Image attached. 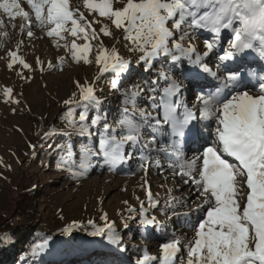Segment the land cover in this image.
I'll list each match as a JSON object with an SVG mask.
<instances>
[{
    "label": "snow or ice",
    "instance_id": "1",
    "mask_svg": "<svg viewBox=\"0 0 264 264\" xmlns=\"http://www.w3.org/2000/svg\"><path fill=\"white\" fill-rule=\"evenodd\" d=\"M17 18L21 36L32 38L34 29H40L54 47L64 49L56 63H47L49 72L62 70L69 58L97 66L93 79L74 81L75 90L62 101L66 111L61 118L71 129L62 134L85 136L88 142L78 153L68 144L57 145L61 154L56 168L80 180L91 170L94 157H101L109 171L137 161L136 171L144 174L140 187L145 199L136 197L138 206L124 200L117 216L125 228L135 220L141 226L154 225L161 242L158 255L143 249L135 264H264V66L259 74L251 67L264 64V0H0V37L9 36L7 28H17ZM201 31L208 35L201 38ZM104 37L123 38L127 51L139 54L135 62L145 72L159 64L145 97L150 110L139 107L143 94L139 85L121 90L132 61L121 55L116 44L106 46ZM197 41L202 42V52ZM23 43L18 40L15 49H8L0 59L27 82L32 76L25 70L34 74L46 69L41 58L33 65L19 54ZM201 77L215 79L216 87L200 88L189 104L182 98L183 81ZM101 78L109 79L111 88L121 93L114 124L100 112L102 101L95 86ZM22 96L11 86H0L5 104H19ZM102 122L94 146L92 138ZM145 131L152 134L147 152V144L140 145ZM55 134L57 130L51 128L42 138ZM195 145L199 146L192 155H186V148ZM153 167L161 175L171 171L190 186L195 193L190 211L178 210L188 208L189 200L173 196L171 188L164 207H159V194L152 193L147 178ZM153 210L169 222L183 218L191 236L169 232V224L151 215ZM82 226L120 253L126 251L119 246L121 234L106 212L85 225L77 220L66 223L61 235ZM0 239L11 242L7 233ZM50 239L34 244L32 254L48 248ZM133 251L141 250L133 245Z\"/></svg>",
    "mask_w": 264,
    "mask_h": 264
},
{
    "label": "rangeland",
    "instance_id": "2",
    "mask_svg": "<svg viewBox=\"0 0 264 264\" xmlns=\"http://www.w3.org/2000/svg\"><path fill=\"white\" fill-rule=\"evenodd\" d=\"M22 6L28 10L26 3ZM5 20L7 21L6 17ZM15 23L17 24L16 29L10 27L6 29L9 36L0 37V42L4 45L0 47V57H5L8 49H15L16 42L21 39L24 43L19 54L33 65L36 58L39 57L44 62L46 69L49 61L56 63L58 57L64 55V49L54 47L51 38L46 36H43L42 39L37 38L42 34L40 29H34L35 36L27 38L20 34L19 18ZM200 33L201 38L208 35L205 32L204 34ZM103 39L106 46L111 47L116 44L121 55L132 61L131 74L123 81L121 90L139 85L143 89L139 107L150 110L145 97L148 95V89L153 87L152 80L155 79L153 73L158 70L159 64H156L151 72H145L143 65L137 66L135 62L139 54L129 53L125 47L127 42L123 38H120L119 41L110 37ZM77 42L79 43V41ZM60 43L63 44V41ZM196 43L199 49H203L202 42L197 41ZM211 58L213 57L208 58L209 63ZM184 66L182 65V67ZM61 67L62 70L49 72L46 69L43 73L37 71L34 74L25 70L27 75L32 76L31 80L25 82L15 72L6 68L5 59H0V86H11L15 93H23V96L19 97V104H5L0 97V211L4 214L9 213L10 205L14 202L18 189L36 185L39 195L36 202H33V206L44 223L55 231L50 234L49 246L43 251L45 257H48L46 264H135L138 256L143 254V249H147L149 255H158L161 233L156 230L154 225L141 226L138 220H135L130 221L128 227L125 228L117 216V213L125 207L122 203L124 200H128L133 206H138L136 197L145 199L144 189L140 187L141 177L144 174L136 171V160H131L128 166L109 171L107 166L102 165L101 157H94L89 173L80 180H73L68 172L57 170L56 163L50 161L46 164V161L34 157L37 154L32 152L40 144L45 141V143L51 142L56 145L61 140L57 137H71L72 149L77 153L79 147L88 142V138L85 136L62 134L71 132V129L67 128L66 122L61 118L66 111L62 101L75 90L74 81L79 80L81 83L85 79L91 81L98 72L97 66L94 63L91 65H83L82 62L77 64L69 58ZM105 76H111V74H105ZM176 76L179 78V73ZM183 85L182 98L187 102L192 101L196 91L186 80L183 81ZM95 87L96 95L102 101L101 114L109 124H114L119 117L121 93L111 88L107 78H101ZM212 87L214 86L211 85ZM211 88L206 87V90ZM78 114L76 113L77 116ZM102 127L103 122L98 126L97 134L92 138L94 146L98 144V132ZM51 128H55L58 134L50 136L49 140L43 139V133ZM151 135L150 131H145L140 141L141 147L147 144L146 152L148 148L152 147L148 143ZM29 144L35 145V149L29 148ZM198 146H189L187 153ZM153 155H155L154 152ZM191 155L192 152L188 156ZM32 157L35 161L34 166H29ZM161 163L166 166V161L162 156ZM23 169L32 174L23 172ZM32 178L33 180H31ZM147 178L152 193L159 194L160 208L164 207L168 189L171 188L173 196L189 200L188 208L178 210L181 212L191 210V202L195 200V193L192 192L190 186L184 185L179 177H173L171 171H165L161 175L153 167ZM39 183L40 187L37 186ZM103 212H106L115 222L117 230L121 234L119 246L126 249L124 253H120L115 246H109L106 239L89 235V232L92 231L90 227L73 228L69 231L70 234L74 233L71 236L61 235V228L66 226V223L70 225L73 220H77L81 225H85L89 219L97 221L98 215ZM151 215H155L162 223H168L167 230L169 232L174 231L177 236L185 234L191 236L183 218L173 219L169 222L159 210L151 211ZM191 219L195 222L197 216L194 214ZM99 224L102 225L103 222L100 221ZM133 245H137L141 251H133Z\"/></svg>",
    "mask_w": 264,
    "mask_h": 264
},
{
    "label": "trees",
    "instance_id": "3",
    "mask_svg": "<svg viewBox=\"0 0 264 264\" xmlns=\"http://www.w3.org/2000/svg\"><path fill=\"white\" fill-rule=\"evenodd\" d=\"M76 113H79V109H77ZM92 113L91 115L95 114V112ZM57 138L61 140L56 145H53L51 142L45 143V141L40 144L32 152L33 154H37L34 157H39L41 161H46V164L50 163V161L57 163L61 154L57 145L63 146L68 144L72 147L71 137ZM34 157H32V162L29 166H34ZM22 171L32 174L25 169ZM33 186L18 189L15 193L14 202L10 205L8 214L0 211V236H3L5 233L11 236L10 243H4L0 239V264H46V259L48 262V257H45L44 252L39 253V255H33L31 252V247L34 244L40 243L46 237H51L50 234L55 232L53 231L54 229L49 228L48 224L44 223L42 217L33 206V202H36L39 195L38 189L35 187L36 185L33 184ZM37 186L40 187L41 184L39 183ZM73 234L68 233L67 236Z\"/></svg>",
    "mask_w": 264,
    "mask_h": 264
},
{
    "label": "bare ground",
    "instance_id": "4",
    "mask_svg": "<svg viewBox=\"0 0 264 264\" xmlns=\"http://www.w3.org/2000/svg\"><path fill=\"white\" fill-rule=\"evenodd\" d=\"M202 32H203V31H202ZM202 32H201V33H202ZM202 34H204V33H202ZM37 38H38V39H42V38H43V35L41 34V35H39V37H37ZM199 50H200L201 52L203 51V49H201V48H200ZM190 81H191V80H190ZM191 82H192V81H191ZM202 82H203V83H207L205 80L202 81ZM216 84H217L216 81L213 82V83H211V85L214 86V87H212L213 89L216 87ZM208 85H209V84H208ZM208 85H206V87L211 88V85H209V86H208ZM208 90H211V89H208ZM188 147H189V146H188ZM188 147H187V148H188ZM187 148H186V149H187ZM190 149H191V148H190ZM187 150H189V149H187ZM116 263H118V262H116ZM119 264H121V263H119Z\"/></svg>",
    "mask_w": 264,
    "mask_h": 264
}]
</instances>
